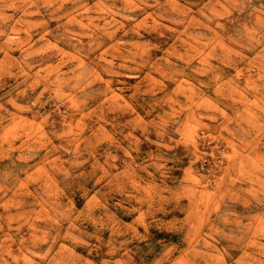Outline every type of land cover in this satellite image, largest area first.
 Masks as SVG:
<instances>
[{
	"label": "rangeland",
	"instance_id": "374dc122",
	"mask_svg": "<svg viewBox=\"0 0 264 264\" xmlns=\"http://www.w3.org/2000/svg\"><path fill=\"white\" fill-rule=\"evenodd\" d=\"M0 264H264V0H0Z\"/></svg>",
	"mask_w": 264,
	"mask_h": 264
}]
</instances>
